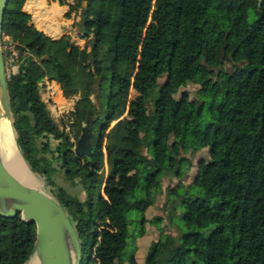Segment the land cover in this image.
<instances>
[{"label":"trees","instance_id":"trees-1","mask_svg":"<svg viewBox=\"0 0 264 264\" xmlns=\"http://www.w3.org/2000/svg\"><path fill=\"white\" fill-rule=\"evenodd\" d=\"M58 1L69 6L67 16L83 10L82 0ZM259 1L89 0L80 15L87 36L80 46L70 34L40 30L26 0H10L3 33L19 53L8 76L19 144L49 182L54 160L67 179L80 180L84 198L61 186L53 193L77 226L82 264H122L123 248L131 245L128 213L154 203L161 168L182 177L187 154L204 148L210 159L199 162L190 194L183 196L182 233H161L159 248L141 264H264ZM45 78L56 80L66 97H77L62 119L70 131L43 99ZM188 84L197 85L198 98L187 90L177 95ZM191 104L208 110L211 121L197 130L195 145L176 140L168 153L171 135L185 133L192 122ZM89 115L92 152L77 154ZM51 137L58 142L54 149ZM145 163L155 170L139 173ZM36 235L35 223L0 214V264H25Z\"/></svg>","mask_w":264,"mask_h":264},{"label":"rangeland","instance_id":"rangeland-1","mask_svg":"<svg viewBox=\"0 0 264 264\" xmlns=\"http://www.w3.org/2000/svg\"><path fill=\"white\" fill-rule=\"evenodd\" d=\"M75 14L79 15L80 11ZM64 17L69 18L71 16H67L65 13L61 16V18L65 20ZM45 19L50 21L49 16H47ZM65 21L67 23V20ZM75 24H78V26H75L73 24V27H75V29H73L74 31L72 30L73 35L71 37V43L84 46L87 41L86 30L84 29L82 22L75 21ZM64 25L66 24L62 23V26ZM2 47L3 51L6 50L8 54L7 66L11 68L13 60L10 57V50L13 47L15 48V45L11 43V38L9 36H3ZM163 80L164 78L161 79V81ZM196 89V84H188L187 86H184L177 95H180L181 91L187 90L190 92L191 99L195 97L198 98L199 95L197 94ZM56 98L61 106L63 105V103H65L64 97L61 96V92H58L56 94ZM72 98L77 99V97ZM48 107L50 108L55 120L61 125V127L65 128L67 131H70L71 127L69 125H64L62 119L63 116L68 113L71 108L62 107V109H60V107L56 108L54 105L49 104ZM189 112L192 117V122L188 125L187 131L185 133H173L171 135L170 141L166 147V151L168 153H173L175 151L174 141L176 140L183 141L187 145H195L197 141V130L204 127L211 121L210 112L208 110H203L202 112H200L198 110V106L195 104H191L189 106ZM43 140L46 139L43 138ZM57 143V140L51 137V147L53 149L56 147ZM187 155L189 161H187L183 165L184 175L182 177H180L179 173L175 170H170L166 167L161 168L159 171V192L154 193V203L149 205L145 212L133 210L128 213V217L131 220V236L129 238V242L131 241V245L128 244L123 248L121 256L122 264H136V259H138L141 264L144 257L154 253L159 248L161 244V233L172 232L173 234L178 235L182 233L183 196L190 194L188 193L190 190L189 185L193 181L194 176L198 171L199 162L202 159H210V154L208 153L207 148H204L197 153H188ZM48 156L51 157L52 153L49 152ZM52 166L55 167V170H52L51 174L52 183L46 179L45 175L38 173L49 188V192L53 193V189H57L61 186L66 188L72 194H79L81 198L85 197L83 186L79 179L77 180V183H74L73 181L67 179L65 177L64 171L60 168V163L57 160H54L52 162ZM145 169L155 170V167L150 166L148 163H145L141 166L139 173ZM145 204L146 203L144 201L141 202V210L145 207ZM144 218L146 219L145 222H143ZM142 228H144L145 232L143 234H139Z\"/></svg>","mask_w":264,"mask_h":264},{"label":"water","instance_id":"water-1","mask_svg":"<svg viewBox=\"0 0 264 264\" xmlns=\"http://www.w3.org/2000/svg\"><path fill=\"white\" fill-rule=\"evenodd\" d=\"M9 3L10 0H0V100L2 115L11 119L17 143L22 149L11 108L8 73L2 47L3 24ZM261 3L262 0L259 1V5ZM88 4L89 0H82L83 10L80 11V15L87 12ZM92 136V120L89 115L74 151L77 154H91ZM0 214L6 217L21 215L22 219L36 224L37 235L33 255H38L40 264H82L81 239L71 215L52 192L21 182L5 164L1 149ZM32 256L25 264L31 260Z\"/></svg>","mask_w":264,"mask_h":264},{"label":"bare ground","instance_id":"bare-ground-1","mask_svg":"<svg viewBox=\"0 0 264 264\" xmlns=\"http://www.w3.org/2000/svg\"><path fill=\"white\" fill-rule=\"evenodd\" d=\"M39 2L41 3V1ZM35 3L37 2H34L33 4ZM49 12L51 13V11ZM2 112L3 111L0 100V149L5 164L21 182L29 184L37 189L47 190V192H49L50 190L47 187L46 183L43 181L40 175L31 168L30 164L27 162L23 155L22 149L19 148V145L17 143V136L12 126L11 119H9L8 117H4L2 115ZM27 264H40L38 255L34 254Z\"/></svg>","mask_w":264,"mask_h":264},{"label":"crops","instance_id":"crops-1","mask_svg":"<svg viewBox=\"0 0 264 264\" xmlns=\"http://www.w3.org/2000/svg\"><path fill=\"white\" fill-rule=\"evenodd\" d=\"M31 1L33 0H26L25 9L32 14L34 24L40 30H43L44 32H46L51 36L60 37L63 34H70L72 36L74 31L73 29H75V27H73V24L75 26H78V24L77 25L75 24V21L81 22L80 14L76 15L75 13H73L69 18L64 17L65 20H67L66 23V21L63 20L61 16L68 11L69 6L61 5L58 0H39L41 1V3L38 0L36 1L34 0L33 2ZM34 2H37L39 4L35 3L36 4L35 5L33 4ZM49 11H51V13ZM47 16L49 17L51 16L50 21L45 19ZM62 23H65L66 25L62 26ZM59 90L63 93L60 84H59Z\"/></svg>","mask_w":264,"mask_h":264},{"label":"built area","instance_id":"built-area-1","mask_svg":"<svg viewBox=\"0 0 264 264\" xmlns=\"http://www.w3.org/2000/svg\"><path fill=\"white\" fill-rule=\"evenodd\" d=\"M3 36H8V35H5L3 33ZM10 52H11L10 57L13 60V63H12L11 68H10L9 66H7V61H6V68L8 70V72H7L8 76H10L11 73L16 71L17 66H18L17 65V59H18V55H19L18 51L14 47L11 48ZM40 86H41V92L43 94L44 100L49 105H54L56 108L60 107V109H62V107L63 108L67 107V108H71V109L74 108L76 99L75 98H68L61 91H59V84H58V82L56 80H50L48 78H45L43 81L40 82ZM58 92H61V96L64 97L65 103H63L62 106H61V104L58 102V100L56 98V94Z\"/></svg>","mask_w":264,"mask_h":264}]
</instances>
